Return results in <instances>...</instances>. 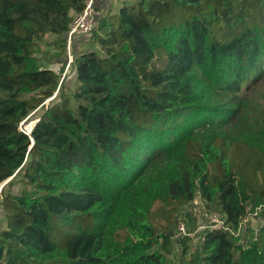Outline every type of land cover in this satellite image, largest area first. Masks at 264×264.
I'll list each match as a JSON object with an SVG mask.
<instances>
[{
    "label": "trees",
    "instance_id": "trees-1",
    "mask_svg": "<svg viewBox=\"0 0 264 264\" xmlns=\"http://www.w3.org/2000/svg\"><path fill=\"white\" fill-rule=\"evenodd\" d=\"M86 1L0 0V264H169L197 194L224 220L199 263L264 264V116L239 127L235 99L264 72V0H95L60 79L36 39L65 47Z\"/></svg>",
    "mask_w": 264,
    "mask_h": 264
},
{
    "label": "rangeland",
    "instance_id": "rangeland-1",
    "mask_svg": "<svg viewBox=\"0 0 264 264\" xmlns=\"http://www.w3.org/2000/svg\"><path fill=\"white\" fill-rule=\"evenodd\" d=\"M113 3V7L111 11H116L118 6H120V0ZM94 5L98 4L94 0ZM84 36V35H83ZM86 37V36H85ZM81 38V37H80ZM64 37L63 34L61 36L53 34L51 32H45L41 34L36 39V52L34 53V56L36 57L37 65L39 67H48L55 70L58 74V68L61 67L60 70L66 66V68L69 65L68 68V76L69 79L71 77V72L73 69L72 65V58H73V48L71 49V58L69 60V57L67 55V52L64 47ZM74 44V42H73ZM87 44V45H86ZM95 45L92 43V46ZM88 42H85L84 48L88 47ZM71 63L69 64V62ZM58 78L59 74L57 75ZM58 82H60V79H58ZM72 89V85L67 86L64 89V92L69 93ZM236 101L239 102V105L241 107L242 113H240L239 119L237 120L236 124H240L239 127H242L244 125H254L258 120L262 119L264 116V72L250 80L244 81L242 84V87L236 96ZM47 101V100H46ZM45 101V102H46ZM42 110V107H38L34 111H32L27 117L26 122H23V124L19 125L20 129H24L26 132H28L27 129H30L33 125L32 118L37 116ZM160 161V157H157L153 159L150 162L149 170H151L153 167H155ZM147 175L146 173H144ZM149 174V172H148ZM6 181V180H5ZM4 181V182H5ZM3 184V182L0 184V186ZM14 190H20L21 185L19 183H15L13 185ZM207 209L205 208L204 201L200 198L199 194H197L194 198V200L190 203L184 204L178 214L179 223H183L185 227V231H187L188 235H183L177 232V224L175 228V236L179 237L180 239L183 236L189 237L185 241L186 244V252L182 251V248L184 247L183 244L174 242L172 246V252L167 255L168 263L169 264H200V257H201V239H202V231L206 229L208 226V222L206 219ZM2 220L0 216V228L3 227ZM261 225V220L257 215H254L253 213H248L245 217V219L241 222V232L240 234H243V245L247 244L248 241L252 239L253 232L258 229ZM152 250L160 251V246H154Z\"/></svg>",
    "mask_w": 264,
    "mask_h": 264
},
{
    "label": "built area",
    "instance_id": "built-area-1",
    "mask_svg": "<svg viewBox=\"0 0 264 264\" xmlns=\"http://www.w3.org/2000/svg\"><path fill=\"white\" fill-rule=\"evenodd\" d=\"M95 25L96 20L94 17L93 0H87L85 2L83 10L77 15H75L72 21L70 22L67 32L65 34V50L67 52L69 60L71 58V49L73 47L74 40L76 38L82 37L83 35L89 34L93 30ZM206 219L208 222L207 227L212 228L224 225L223 214L217 211L207 213ZM177 232L183 235L189 234L187 231H185L183 223H179L177 225Z\"/></svg>",
    "mask_w": 264,
    "mask_h": 264
},
{
    "label": "crops",
    "instance_id": "crops-1",
    "mask_svg": "<svg viewBox=\"0 0 264 264\" xmlns=\"http://www.w3.org/2000/svg\"><path fill=\"white\" fill-rule=\"evenodd\" d=\"M116 1H119V0H116ZM123 1H125V0H120L119 2H120V5H121V3L123 2ZM104 3H106V2H104ZM113 3H115V1L114 0H108V2H107V4L109 5H111L112 7H113ZM102 7V6H101ZM119 7V6H118ZM85 42H87V38L85 37V36H83V37H79V38H76L75 40H74V44H73V49H75L76 51H79L80 49H82V48H84V46H85ZM87 45V44H86ZM61 69V67L60 68H58V74H60V79H61V77H62V75L65 73V71H66V66H64V68L62 69V70H60ZM56 72V71H55ZM57 73V72H56Z\"/></svg>",
    "mask_w": 264,
    "mask_h": 264
},
{
    "label": "water",
    "instance_id": "water-1",
    "mask_svg": "<svg viewBox=\"0 0 264 264\" xmlns=\"http://www.w3.org/2000/svg\"><path fill=\"white\" fill-rule=\"evenodd\" d=\"M52 98V97H51ZM51 98H49L48 100H50ZM36 121L37 120H33V125H32V127L34 126V124L36 123ZM32 127L30 128V129H27L28 130V133L29 132H31V130H32ZM9 179H7L5 182H3V184L0 186V189H1V187L8 181Z\"/></svg>",
    "mask_w": 264,
    "mask_h": 264
},
{
    "label": "clouds",
    "instance_id": "clouds-1",
    "mask_svg": "<svg viewBox=\"0 0 264 264\" xmlns=\"http://www.w3.org/2000/svg\"><path fill=\"white\" fill-rule=\"evenodd\" d=\"M28 133V132H27Z\"/></svg>",
    "mask_w": 264,
    "mask_h": 264
}]
</instances>
